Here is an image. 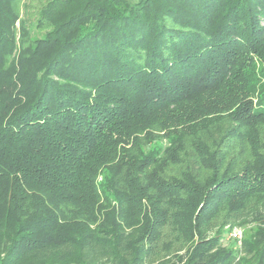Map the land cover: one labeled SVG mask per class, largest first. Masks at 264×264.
Instances as JSON below:
<instances>
[{"label": "trees", "instance_id": "16d2710c", "mask_svg": "<svg viewBox=\"0 0 264 264\" xmlns=\"http://www.w3.org/2000/svg\"><path fill=\"white\" fill-rule=\"evenodd\" d=\"M0 264H264V0H0Z\"/></svg>", "mask_w": 264, "mask_h": 264}, {"label": "rangeland", "instance_id": "374dc122", "mask_svg": "<svg viewBox=\"0 0 264 264\" xmlns=\"http://www.w3.org/2000/svg\"><path fill=\"white\" fill-rule=\"evenodd\" d=\"M244 230L246 229H243L242 227L240 226H234L230 232H228V235L226 236L225 238V241L224 243H228V242H231V244L234 243V246L239 248L241 247V242H242V238H243V235H244ZM236 231V232H239L241 234V239H240V243L237 242V240L235 239V237H233L232 233Z\"/></svg>", "mask_w": 264, "mask_h": 264}, {"label": "built area", "instance_id": "2783aa9c", "mask_svg": "<svg viewBox=\"0 0 264 264\" xmlns=\"http://www.w3.org/2000/svg\"><path fill=\"white\" fill-rule=\"evenodd\" d=\"M233 237H235V239L237 240L238 243H240V239H241V234L239 232L234 231L232 233Z\"/></svg>", "mask_w": 264, "mask_h": 264}]
</instances>
